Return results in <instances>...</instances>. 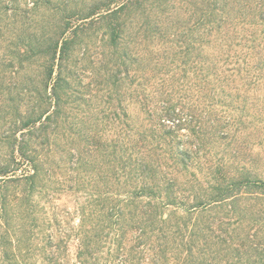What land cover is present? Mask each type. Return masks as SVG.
<instances>
[{"label": "trees", "instance_id": "16d2710c", "mask_svg": "<svg viewBox=\"0 0 264 264\" xmlns=\"http://www.w3.org/2000/svg\"><path fill=\"white\" fill-rule=\"evenodd\" d=\"M183 4L0 0V264L264 263L247 224L264 178L245 164L203 183L167 125L202 98L216 137H238L264 0Z\"/></svg>", "mask_w": 264, "mask_h": 264}, {"label": "rangeland", "instance_id": "374dc122", "mask_svg": "<svg viewBox=\"0 0 264 264\" xmlns=\"http://www.w3.org/2000/svg\"><path fill=\"white\" fill-rule=\"evenodd\" d=\"M29 1L32 2V0ZM172 1L176 2L180 12H186V7L192 8L189 4H183L190 0H185L183 3L180 0ZM90 79L91 77L86 78V82ZM257 89V91L244 92L242 95L241 99L247 100L245 127L242 125L243 128L234 140L230 136L224 137L225 132L234 133L231 128L220 130V135L216 137V126L213 127L207 122L211 120V117L213 118L214 111L209 104H206L208 101L204 102L202 98L195 101L197 108L183 111L184 117L190 121L184 119L180 126H177L174 120L167 121V125L172 127L170 138H175L178 145L190 153L185 156L189 169L203 183L216 175L215 172L221 171L222 167L229 169L233 174H238L235 166L240 165L242 169L245 164L248 167H254L259 176L264 178V79L259 82ZM224 113H228L231 119L238 114L231 111L234 116L232 117L230 111ZM165 171L169 178L178 177L181 181L186 179L183 173H177L173 168L166 167ZM75 202H77V197L67 196L58 203L74 208ZM258 208L262 213V218L256 225H250L249 220L247 221L248 234L251 232L253 235L255 230H259L257 242H260L261 259L264 261V197Z\"/></svg>", "mask_w": 264, "mask_h": 264}]
</instances>
